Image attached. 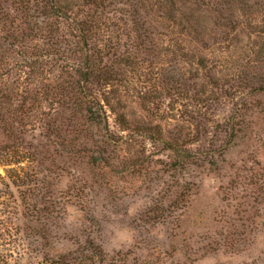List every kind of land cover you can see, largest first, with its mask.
Returning a JSON list of instances; mask_svg holds the SVG:
<instances>
[{
	"label": "rangeland",
	"instance_id": "374dc122",
	"mask_svg": "<svg viewBox=\"0 0 264 264\" xmlns=\"http://www.w3.org/2000/svg\"><path fill=\"white\" fill-rule=\"evenodd\" d=\"M216 29L177 40L221 79L202 109L181 114L180 102L167 99L152 113L132 94L124 100L134 125L161 124L186 146L131 138L108 110L120 144L105 164L87 146L90 166L49 159L37 179L14 183L6 171L21 165L0 162V264H264V93L250 94L236 78L253 64L255 37L224 42ZM201 68L187 61L181 71ZM191 82V94L210 83Z\"/></svg>",
	"mask_w": 264,
	"mask_h": 264
},
{
	"label": "trees",
	"instance_id": "16d2710c",
	"mask_svg": "<svg viewBox=\"0 0 264 264\" xmlns=\"http://www.w3.org/2000/svg\"><path fill=\"white\" fill-rule=\"evenodd\" d=\"M216 27L224 42L232 34L255 37L253 64L236 78L250 94L264 93V0H0V162L21 165L7 176L14 183L37 179L49 159L90 166L89 146L107 163L104 153L120 144L108 110L131 138L186 146V138L165 135L161 124L134 125L124 100L132 94L152 113L167 99L180 102L181 114L202 109L207 88L215 94L221 79L177 40L211 37ZM187 61L207 71L186 76ZM202 79L210 83L191 94V81ZM230 129L234 135L239 128Z\"/></svg>",
	"mask_w": 264,
	"mask_h": 264
}]
</instances>
